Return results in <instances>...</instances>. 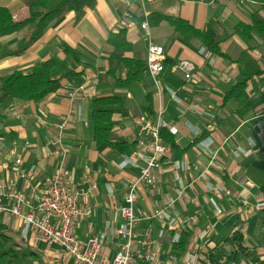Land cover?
I'll return each instance as SVG.
<instances>
[{"label": "crops", "instance_id": "0c3cea01", "mask_svg": "<svg viewBox=\"0 0 264 264\" xmlns=\"http://www.w3.org/2000/svg\"><path fill=\"white\" fill-rule=\"evenodd\" d=\"M0 6L18 21L26 18L21 0H0ZM256 11L264 18L260 5L249 0H134L131 4L97 0L95 8L85 9L79 18L66 14L24 55L0 61V78L14 71L28 72L36 62L51 57L65 60L58 48V42L64 41L87 65L83 79L65 82L42 102L0 95V181L22 190L62 163L72 186L83 190L81 205L93 208L89 218L78 222L79 237L99 236L106 227L114 228L120 217L113 206L122 199L124 181L138 171L126 165L124 158L140 139L135 118L148 115L149 94L153 105L150 117L160 120L174 146L162 162L155 185L141 186L137 191L135 212L150 217L141 224L139 233L150 235L167 250L164 264H184L190 257L207 264L208 252L240 232L245 246L258 253L257 258L240 264H264V76L251 80L242 104L224 101L226 91L242 81L233 61L248 49L247 44L231 35L220 46L227 60L211 54L196 38L183 40L166 21L154 26L148 22L152 43L166 55L164 70L153 75L145 67L136 83L115 88L98 87L96 79L108 69L106 40L116 30H126L133 45L131 57L146 63L147 42L138 22L141 16L178 17L198 30L215 21L218 32L231 34L237 24L250 23ZM16 37L13 34L1 42L13 46ZM249 53L264 71V40L256 37L255 48ZM181 62L192 68L191 80L178 67ZM112 92L126 101V110L117 108L113 114L116 127L112 134L113 142L131 144L125 154L95 148L92 143V100ZM64 119L68 121L63 138L67 152L57 157L50 141ZM17 159L21 160L18 167ZM14 169L30 173L31 178L14 182ZM84 178L96 183V188L83 185ZM159 211L162 216L155 215ZM0 223L16 232L14 240L25 243L34 253L45 257L49 253L56 257L55 263L73 264L58 249L38 240L18 219L3 214ZM202 233H206L204 238ZM180 242L185 251L176 257L172 249ZM116 252V243L109 237L104 253L111 259Z\"/></svg>", "mask_w": 264, "mask_h": 264}, {"label": "trees", "instance_id": "16d2710c", "mask_svg": "<svg viewBox=\"0 0 264 264\" xmlns=\"http://www.w3.org/2000/svg\"><path fill=\"white\" fill-rule=\"evenodd\" d=\"M21 1L26 11V18L21 21L16 20L6 7L0 6V61L24 55L45 36L51 25L60 21L66 14L74 13L79 18L85 9H93L97 3V0ZM249 1L259 4L260 10L264 11V0ZM144 20H147L152 26L166 21L183 40L188 41L196 38L211 54L227 60L228 57L222 53L220 46L231 35L239 36L247 44L248 49L233 61L241 71L242 81L226 91L225 102L233 101L237 105L242 104L244 93L251 80L257 76H264V71L259 68L249 53L255 48L256 37L264 40V18L259 11L253 13L250 23L237 24L231 34L218 32L215 21H208L204 29L198 30L178 17L151 13L145 17L141 16L138 22L141 24ZM13 34L20 36L15 45L9 46L1 42L2 39ZM106 47L108 49L106 56L108 69L105 73L97 75L98 87L110 85L115 88L136 83L142 70L146 67V63L131 57L133 45L128 40L126 30L120 29L109 33ZM58 48L67 59H65L66 63L70 62L72 65L75 63L74 65L81 69L77 70L73 65L72 68L58 72L61 60L58 61L55 57H51L45 61L36 62L28 72L14 71L2 76L0 78V95H5L10 100L39 103L62 89L65 82L83 79L87 65L82 61L80 54L64 41L58 42ZM146 100L148 103L147 113L149 116H153V105L149 94H147ZM117 108L126 110V101L124 97L113 92L93 98L92 143L95 148H109L117 154H125L131 149V144L125 141H112V134L116 127L113 114ZM160 135L165 142L174 146L172 136L165 128H161ZM15 233L0 223V264H26L25 259L33 262L37 257L28 245L24 249H20L21 246L13 237ZM184 251V243L180 242L174 245L172 254L180 257ZM257 257V250L245 246L243 235L240 232H235L221 245L208 252L206 261L207 264H240L244 260ZM58 264L63 263L58 262Z\"/></svg>", "mask_w": 264, "mask_h": 264}, {"label": "built area", "instance_id": "2783aa9c", "mask_svg": "<svg viewBox=\"0 0 264 264\" xmlns=\"http://www.w3.org/2000/svg\"><path fill=\"white\" fill-rule=\"evenodd\" d=\"M145 17V16H144ZM144 30L143 39L147 42L146 69L156 75L164 70L166 55L161 47L152 43L149 24L144 20L140 24ZM178 67L191 80L192 68L179 63ZM68 121L64 119L57 124L56 132L50 144L55 146V156L65 155L63 146L64 131ZM140 139L132 152L124 158L126 165L137 168V173L124 181L122 199L114 204V210L120 217L118 225L106 227L101 235L80 238L77 233L78 222L92 215L91 206H82L84 197L82 189L74 188L70 176L62 163L50 175L38 183H28L22 190L13 188L12 183L0 181V218L3 214L18 219L27 226L47 247L58 249L73 264H164L163 257L167 250L162 249L150 235H141L139 227L149 216L138 215L135 205L138 200L139 187H152L158 175L162 173V162L172 153V146L160 135V120L149 115L139 114L135 118ZM18 167L21 160L15 161ZM14 182L18 179L28 180L30 173L14 169ZM96 183L84 178L82 184ZM162 216V211L155 214ZM153 215V217L155 216ZM206 233L200 235L204 238ZM112 237L117 246L113 258L104 253V246ZM170 252V249L169 251ZM184 264H199L195 257L185 260Z\"/></svg>", "mask_w": 264, "mask_h": 264}, {"label": "rangeland", "instance_id": "374dc122", "mask_svg": "<svg viewBox=\"0 0 264 264\" xmlns=\"http://www.w3.org/2000/svg\"><path fill=\"white\" fill-rule=\"evenodd\" d=\"M19 38H20V36L17 35V37L15 38L14 43H13L14 45ZM66 60H64V61L61 60V63L59 64V67L57 69L58 72H61L62 70L65 71L69 68H72V63H70V62L66 63L65 62ZM69 94L72 95V93H69ZM16 241L21 246L22 249L25 248V243H20V241L18 239H16ZM37 249H39V248H37ZM36 255H37V257H35V261L30 262L28 259H25L24 262L26 264H58V263L54 262V260L56 259V257L54 255H49V253H48L47 257H45L44 255L42 256L39 253H37Z\"/></svg>", "mask_w": 264, "mask_h": 264}, {"label": "water", "instance_id": "95a60500", "mask_svg": "<svg viewBox=\"0 0 264 264\" xmlns=\"http://www.w3.org/2000/svg\"><path fill=\"white\" fill-rule=\"evenodd\" d=\"M127 3L131 4L134 2V0H126Z\"/></svg>", "mask_w": 264, "mask_h": 264}]
</instances>
